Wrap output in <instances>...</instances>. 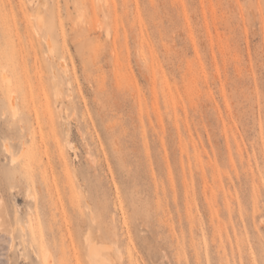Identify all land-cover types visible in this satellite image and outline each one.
Returning <instances> with one entry per match:
<instances>
[{"label":"rangeland","instance_id":"rangeland-1","mask_svg":"<svg viewBox=\"0 0 264 264\" xmlns=\"http://www.w3.org/2000/svg\"><path fill=\"white\" fill-rule=\"evenodd\" d=\"M0 197L9 264H264V0H0Z\"/></svg>","mask_w":264,"mask_h":264},{"label":"bare ground","instance_id":"bare-ground-1","mask_svg":"<svg viewBox=\"0 0 264 264\" xmlns=\"http://www.w3.org/2000/svg\"><path fill=\"white\" fill-rule=\"evenodd\" d=\"M12 232H13V229H12L10 221L6 215L2 199L0 197V264H9L8 263L9 262V260H8L9 256H7V251L10 249L11 245L13 244L12 243V241H13L12 234L13 233ZM92 247H94V246H92ZM94 249H96V248H94ZM91 250H92V248H91ZM99 257H101V256L99 255ZM46 258L50 259V258H48V256H46ZM47 259L45 260L46 264H49L48 263L49 260H47ZM95 259L97 261V262H95V264H108L106 262V260L102 259V257L101 258L95 257ZM110 261L108 260V262H110Z\"/></svg>","mask_w":264,"mask_h":264}]
</instances>
